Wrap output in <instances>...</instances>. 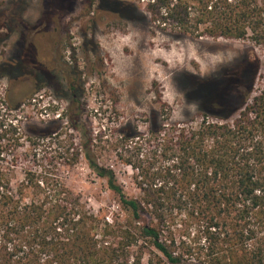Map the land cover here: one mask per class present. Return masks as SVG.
Here are the masks:
<instances>
[{
	"label": "trees",
	"instance_id": "1",
	"mask_svg": "<svg viewBox=\"0 0 264 264\" xmlns=\"http://www.w3.org/2000/svg\"><path fill=\"white\" fill-rule=\"evenodd\" d=\"M148 8L184 33L244 39L251 31L264 48V0H153ZM259 68L239 71L250 88L239 108L218 104L223 76L197 125L161 121L147 136H122L131 155L119 158L134 170L138 196L86 141L89 166L117 194L123 216L94 212L56 173L21 172L20 180L0 172V264H264V70L250 96ZM41 69L12 59L0 77ZM12 123L0 110L1 137L18 131ZM131 137L139 138L124 148Z\"/></svg>",
	"mask_w": 264,
	"mask_h": 264
},
{
	"label": "rangeland",
	"instance_id": "2",
	"mask_svg": "<svg viewBox=\"0 0 264 264\" xmlns=\"http://www.w3.org/2000/svg\"><path fill=\"white\" fill-rule=\"evenodd\" d=\"M120 1L0 0V64L22 60L44 72L0 77V110L18 128L0 134V172H18L20 180L21 172L56 173L111 219L125 213L89 166L88 139L91 156L138 196L134 170L119 158L131 155L122 136H147L161 121L197 125L223 76L217 102L239 108L250 89L239 71L259 62L252 97L264 70V48L251 31L244 39L197 37L163 23L148 8L153 0ZM131 138L124 148L139 137Z\"/></svg>",
	"mask_w": 264,
	"mask_h": 264
},
{
	"label": "flooded vegetation",
	"instance_id": "3",
	"mask_svg": "<svg viewBox=\"0 0 264 264\" xmlns=\"http://www.w3.org/2000/svg\"><path fill=\"white\" fill-rule=\"evenodd\" d=\"M106 1H108V0H106ZM99 2H100L101 4H104V5L106 4V2H104V1H102V0H99ZM247 68H248V67H247ZM49 72H51V71H50V68H49Z\"/></svg>",
	"mask_w": 264,
	"mask_h": 264
}]
</instances>
